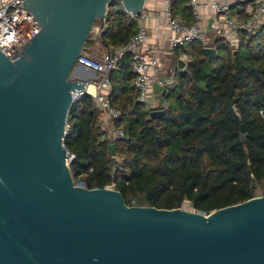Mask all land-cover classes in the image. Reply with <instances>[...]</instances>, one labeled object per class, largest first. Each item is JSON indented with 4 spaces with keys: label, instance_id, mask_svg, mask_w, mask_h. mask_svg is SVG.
Wrapping results in <instances>:
<instances>
[{
    "label": "water",
    "instance_id": "95a60500",
    "mask_svg": "<svg viewBox=\"0 0 264 264\" xmlns=\"http://www.w3.org/2000/svg\"><path fill=\"white\" fill-rule=\"evenodd\" d=\"M112 1L132 12L146 3L24 0L41 29L14 59L0 50V264H264V195L203 213L75 182L64 137L95 77L76 60Z\"/></svg>",
    "mask_w": 264,
    "mask_h": 264
},
{
    "label": "trees",
    "instance_id": "16d2710c",
    "mask_svg": "<svg viewBox=\"0 0 264 264\" xmlns=\"http://www.w3.org/2000/svg\"><path fill=\"white\" fill-rule=\"evenodd\" d=\"M184 2L171 0L173 12ZM106 21L104 48L122 46L136 32L121 8L111 7ZM89 42L90 36L85 46ZM214 42L211 58L199 42L185 49L192 60L164 90L169 106L158 118L137 100L130 54L120 60L110 95L122 113L116 126L128 135L116 142L120 160L102 139L92 96L74 101L64 142L74 155L75 182L114 184L129 205L182 208L189 201L204 213L253 198L256 184L264 188V24L255 34L242 33L237 50L222 38Z\"/></svg>",
    "mask_w": 264,
    "mask_h": 264
},
{
    "label": "built area",
    "instance_id": "2783aa9c",
    "mask_svg": "<svg viewBox=\"0 0 264 264\" xmlns=\"http://www.w3.org/2000/svg\"><path fill=\"white\" fill-rule=\"evenodd\" d=\"M23 1L0 0V50L11 59L18 56L23 50V46L41 29L36 17L24 7ZM112 2L108 5L107 13L111 7L123 9L135 22L137 31L122 46L103 47V52L97 57L89 55L87 46H84L76 63L95 73L92 83L96 87V93L93 94L88 91V85L77 98L85 93L92 96L94 108L99 112L100 126L105 131L102 139L109 143H116L128 138L125 129L116 126L122 113L110 101L113 89L111 74L117 69L120 60L126 54H130L131 69L135 76L133 84L138 94L137 100L144 104L149 111L168 108V102L161 100L160 96L164 90L174 84V78L163 76L164 64L157 46H153V48L148 46L153 53L150 55L147 53L146 44L149 39V31L144 25V21L149 12L146 7L140 12H132L128 11L122 2L114 1L113 4ZM190 5L192 20L187 21L184 17L174 14L171 0H163L162 17L172 31L169 41L174 48L187 49L190 44L199 42L204 48L214 47L217 49L214 40L201 26L204 8L211 12L210 30L217 38H222L232 50L239 48L242 33L255 34L264 24V0H253L248 3L245 9L247 14L243 19H238L233 15L231 4L222 3L219 0H190ZM107 13L98 24H94L91 30L89 36L95 42L100 41L101 34L107 26ZM181 58L185 62V67L192 60L191 54L185 50L182 52ZM156 85L161 87V95L157 93ZM260 113L263 114V111ZM116 158L120 160L118 155ZM107 187L115 188L114 184ZM188 204L192 206L189 201H186L182 208L186 209Z\"/></svg>",
    "mask_w": 264,
    "mask_h": 264
},
{
    "label": "crops",
    "instance_id": "0c3cea01",
    "mask_svg": "<svg viewBox=\"0 0 264 264\" xmlns=\"http://www.w3.org/2000/svg\"><path fill=\"white\" fill-rule=\"evenodd\" d=\"M222 3H229L233 7V15L238 19H243L246 17V5L253 0H219ZM145 7L148 10L149 14L145 18L144 25L148 28L149 31V39L147 41V53L150 55L153 52L150 51L149 47L157 46L158 53L161 56L162 62L164 64V73L163 76L165 78H174V75L177 70H182L179 68V59H182V52L185 49L174 48L169 41V37L172 34V31L164 22L162 17L163 12V0H146ZM190 0H186L184 3H179L176 7V11L174 14L180 15L184 17L187 21L192 20V9L190 8ZM191 10V14H190ZM211 18V12L207 9L202 10V20L201 26L207 31L208 36L215 40L217 36L210 30L209 22ZM137 31V26H136ZM91 42L88 43V45ZM99 44V43H98ZM87 45L89 49L90 46ZM91 45V44H90ZM179 54V55H177ZM176 61V71L171 73L170 69H167V65ZM169 76V77H168ZM158 90V94L161 95L160 89ZM162 96V95H161ZM162 100V99H161ZM151 112V111H150Z\"/></svg>",
    "mask_w": 264,
    "mask_h": 264
},
{
    "label": "rangeland",
    "instance_id": "374dc122",
    "mask_svg": "<svg viewBox=\"0 0 264 264\" xmlns=\"http://www.w3.org/2000/svg\"><path fill=\"white\" fill-rule=\"evenodd\" d=\"M99 22L97 21V22H95V25L96 24H98ZM93 35L91 34V37H92ZM90 44L88 45V46H90L89 47V49H88V53H89V55H91V56H100L101 55V53L103 52V47L100 45V41H98V42H95L92 38L90 39ZM99 43V44H98ZM177 55H179V54H177ZM176 61L175 62H172L171 64H169V65H167V69H170V71H171V73L173 72V71H176ZM93 76V74L90 72V77H92ZM169 77V76H168ZM160 98L162 99V100H165V98H163L162 96H160ZM81 180H83V179H79V180H77L76 181V183H78V182H80ZM256 195H264V188L261 186V185H259V184H256ZM186 209H188V210H194V208L190 205V204H188V205H186ZM204 213V212H203Z\"/></svg>",
    "mask_w": 264,
    "mask_h": 264
},
{
    "label": "bare ground",
    "instance_id": "6f19581e",
    "mask_svg": "<svg viewBox=\"0 0 264 264\" xmlns=\"http://www.w3.org/2000/svg\"><path fill=\"white\" fill-rule=\"evenodd\" d=\"M88 91H89L90 93H93V94L96 93V87H95V85H94L93 83L89 84V86H88Z\"/></svg>",
    "mask_w": 264,
    "mask_h": 264
}]
</instances>
